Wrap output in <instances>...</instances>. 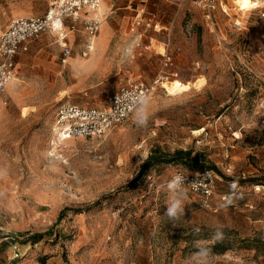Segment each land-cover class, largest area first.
I'll use <instances>...</instances> for the list:
<instances>
[{"label":"rangeland","instance_id":"obj_1","mask_svg":"<svg viewBox=\"0 0 264 264\" xmlns=\"http://www.w3.org/2000/svg\"><path fill=\"white\" fill-rule=\"evenodd\" d=\"M62 1L0 0V35ZM237 11L233 0H99L19 54L0 101V238L18 237L16 264H198V245L211 242H188L195 226L262 237L257 249L211 252L210 264H264V202L253 193L264 187V2ZM88 18L99 22L94 35ZM157 78L147 127L132 115L102 137L53 132L59 105L105 108L119 88ZM175 80L187 90L172 96L163 84ZM176 152L197 161L167 163ZM152 154L166 163L139 179ZM202 170L216 174L218 194L250 196L204 208L188 189L169 190L177 172ZM173 198L185 205L177 220L165 215Z\"/></svg>","mask_w":264,"mask_h":264},{"label":"built area","instance_id":"obj_2","mask_svg":"<svg viewBox=\"0 0 264 264\" xmlns=\"http://www.w3.org/2000/svg\"><path fill=\"white\" fill-rule=\"evenodd\" d=\"M147 4L149 0H142ZM99 6V0H69L56 4L42 17H22L14 19L9 27L0 35V101L7 105L5 93L8 86L17 78V57L21 52H27L29 43L44 33L60 34L66 31L68 17L80 18L82 11L87 8L91 11ZM139 16L145 14V8L139 10ZM142 18V17H141ZM142 19L138 21L140 25ZM152 18L147 19L150 27ZM99 22L95 19H86L85 28L94 35ZM74 28V26H72ZM68 53V51H66ZM162 78L152 83L136 82L119 88L111 94L105 108L84 106L66 102L58 106L53 122V132L62 138H93L102 137L113 129L123 125L133 115L134 101L138 95L148 93L149 96L157 91ZM120 97L119 104L116 97ZM183 177V184L176 189H188L199 196L204 208H211L215 197L228 207L244 195L239 190L226 194L216 191L217 176L211 170H202L193 173L177 172L173 177ZM152 177H150L151 179ZM197 182V183H194ZM254 195L264 202V187L257 186ZM231 203H228V201ZM3 243L8 245L7 257L4 256ZM18 237L7 235L0 238V264H16L23 258Z\"/></svg>","mask_w":264,"mask_h":264},{"label":"clouds","instance_id":"obj_3","mask_svg":"<svg viewBox=\"0 0 264 264\" xmlns=\"http://www.w3.org/2000/svg\"><path fill=\"white\" fill-rule=\"evenodd\" d=\"M238 3L241 4V6L244 9L254 8L259 3L264 2V0H257L256 4H252L249 2V0H237ZM134 46H129L125 50V56L129 59L134 54ZM120 97H116V103L119 104ZM151 104H152V97L149 96L148 93H144L142 95H138L134 101L133 106V120L136 123L138 127H147L149 124V121L151 119ZM197 183V182H194ZM183 184V177L181 176H175L172 178L171 181H169V190H175L178 185ZM228 203H231L229 200ZM185 211V205L183 203V200L180 198H173L170 200L166 207L165 215L170 220H177L180 216L184 214ZM194 232L198 233L199 229H194ZM223 231L221 229H217L214 233L212 238L214 240H221L223 239ZM194 255L199 258L198 264H210V257L212 255L211 249L208 248L206 245H198Z\"/></svg>","mask_w":264,"mask_h":264},{"label":"trees","instance_id":"obj_4","mask_svg":"<svg viewBox=\"0 0 264 264\" xmlns=\"http://www.w3.org/2000/svg\"><path fill=\"white\" fill-rule=\"evenodd\" d=\"M175 155L176 156L173 158L174 160L167 163H172L179 159L181 160L182 163L191 165L193 164L194 161H197L196 159H193L191 155L187 152H176ZM165 161L166 158L159 157L158 154H152L151 156H149L147 162L143 165L138 178L140 179L144 176V173L149 169L151 164L166 163ZM196 167H200V166H198L197 164ZM62 216H63V212L59 219H61ZM197 228L199 229L198 233L194 232V229ZM216 230L217 229H211L205 226H195L191 230V232L185 237L188 242H194L199 240H205L211 242V244L207 247L210 248L211 252L216 255H223L230 250H235L236 248H240V247L257 249L258 245H263L262 237L255 236L253 238L241 239L237 232L229 228L221 229L224 234L223 239L214 240L212 236ZM37 237L38 238L42 237V235H38Z\"/></svg>","mask_w":264,"mask_h":264},{"label":"bare ground","instance_id":"obj_5","mask_svg":"<svg viewBox=\"0 0 264 264\" xmlns=\"http://www.w3.org/2000/svg\"><path fill=\"white\" fill-rule=\"evenodd\" d=\"M235 6L238 8V17H243L244 15L247 14V12H249L251 9H254L255 8H258V7H261V3H259L256 7L254 8H249V9H244L240 3L237 2V0H233ZM250 3L252 4H256L257 1H252V0H249ZM234 9V8H233ZM236 12V13H237ZM235 13V14H236ZM237 15V14H236ZM165 50H163L164 52ZM165 53V52H164ZM204 84L202 82H197L195 84V87L197 88H200L202 87ZM163 88L165 90H167V92L169 93V95H172V96H175V95H178V94H182L184 93L186 90H187V87L184 85V84H181L180 82L178 81H169V82H165L163 84ZM61 140V139H60Z\"/></svg>","mask_w":264,"mask_h":264},{"label":"crops","instance_id":"obj_6","mask_svg":"<svg viewBox=\"0 0 264 264\" xmlns=\"http://www.w3.org/2000/svg\"><path fill=\"white\" fill-rule=\"evenodd\" d=\"M6 245H4L3 247H5Z\"/></svg>","mask_w":264,"mask_h":264}]
</instances>
